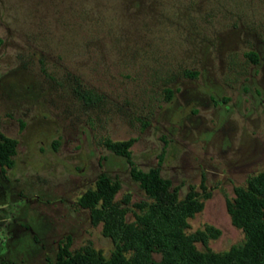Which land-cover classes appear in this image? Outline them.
Listing matches in <instances>:
<instances>
[{"label": "rangeland", "instance_id": "1", "mask_svg": "<svg viewBox=\"0 0 264 264\" xmlns=\"http://www.w3.org/2000/svg\"><path fill=\"white\" fill-rule=\"evenodd\" d=\"M0 135V264L52 263L66 236L109 256L77 199L105 174L125 222L151 201L105 140L203 201L186 232L219 229L207 248L241 243L225 203L264 169V0H0Z\"/></svg>", "mask_w": 264, "mask_h": 264}, {"label": "trees", "instance_id": "2", "mask_svg": "<svg viewBox=\"0 0 264 264\" xmlns=\"http://www.w3.org/2000/svg\"><path fill=\"white\" fill-rule=\"evenodd\" d=\"M131 142L105 140L104 144L128 164L131 179L151 201L138 207L147 208L134 213L133 221L125 222L127 209L111 201L118 183L99 174L95 190L85 191L77 204L90 210L92 223L102 222V232L112 239L113 250L108 257L93 248L70 251L66 236L49 264H264V169L249 175L243 186L235 187L234 196L225 203L231 224L244 234L243 241L215 252L206 243L220 234L219 229L205 225L186 232L187 219L202 209L203 201L192 192L178 199L177 188L170 189L158 167L136 168L128 150ZM15 144V139L0 135L1 171L12 167ZM205 197L208 193L203 194ZM195 242H200L204 250H198ZM153 253L159 255L158 259L152 257Z\"/></svg>", "mask_w": 264, "mask_h": 264}]
</instances>
